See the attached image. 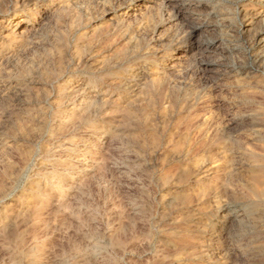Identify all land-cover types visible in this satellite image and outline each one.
I'll return each instance as SVG.
<instances>
[{"label": "rangeland", "instance_id": "rangeland-1", "mask_svg": "<svg viewBox=\"0 0 264 264\" xmlns=\"http://www.w3.org/2000/svg\"><path fill=\"white\" fill-rule=\"evenodd\" d=\"M188 2L45 0L49 24L39 33L21 10L23 0L21 8L0 12V20L10 21L0 26V224L19 217L26 222L21 230L86 225L100 204L99 185L125 172L142 179L152 173L155 211L163 216L179 203L208 201L207 185L219 174L264 166L259 155L241 151L259 154L264 147V58H257L264 49V0H252L254 52L235 72L211 77L198 49L185 57L184 63L197 57L187 92L182 87L168 99L152 90L154 77L137 84L109 74L138 46L143 50L141 34L150 48L174 53L196 31L188 8L211 11L223 0ZM25 26L30 31L20 35ZM162 112L170 120L163 136ZM184 168L200 179L181 183ZM22 171L27 191L5 200V188L11 191ZM137 193L138 186L128 195Z\"/></svg>", "mask_w": 264, "mask_h": 264}, {"label": "clouds", "instance_id": "clouds-1", "mask_svg": "<svg viewBox=\"0 0 264 264\" xmlns=\"http://www.w3.org/2000/svg\"><path fill=\"white\" fill-rule=\"evenodd\" d=\"M181 3L190 4L177 0V6ZM251 4L252 0H223L211 11L188 8L196 31L183 47L174 53L158 51L150 48L149 40L141 34L143 50L138 46L127 64L112 68L111 78H130L139 84L145 77H154L152 90L163 99H168L169 93L175 98L182 87L187 92L196 65L197 57H189L184 63L185 57L198 49L200 64L212 69L211 77L237 71L254 52ZM23 6L21 10H28V23L37 33L48 26L45 0H23ZM11 8H21V0H0V12ZM218 9L225 13L222 19H218ZM9 25L7 19L0 20V26ZM257 58H264V49ZM161 116L163 136L170 120L167 113ZM101 140L98 138L97 144ZM245 143L235 141L236 145ZM225 145L232 150L230 141ZM241 151L264 160V147L259 154L246 147ZM180 172L181 183L193 177L200 179L189 168ZM124 177L135 183H126ZM173 177L164 176L160 187H166ZM26 183L27 173L22 171L11 191L5 188L4 199L27 191ZM137 186L138 193L129 196ZM99 188L98 210L80 227L66 230L65 226L46 223L35 227L28 224L21 230L25 221L18 223L19 217L5 219L0 224V264H264V166L259 171L219 174L207 185L208 201H188L187 206L179 203L163 216L155 211L157 185L152 182V173L143 179L131 172L121 173Z\"/></svg>", "mask_w": 264, "mask_h": 264}, {"label": "bare ground", "instance_id": "bare-ground-1", "mask_svg": "<svg viewBox=\"0 0 264 264\" xmlns=\"http://www.w3.org/2000/svg\"><path fill=\"white\" fill-rule=\"evenodd\" d=\"M29 31H30L29 27H28V26H25V28L23 29V31H21L19 34H20V35H25V34H27Z\"/></svg>", "mask_w": 264, "mask_h": 264}]
</instances>
